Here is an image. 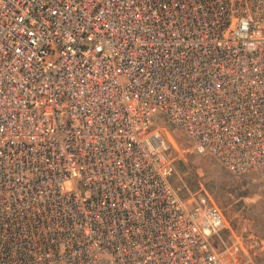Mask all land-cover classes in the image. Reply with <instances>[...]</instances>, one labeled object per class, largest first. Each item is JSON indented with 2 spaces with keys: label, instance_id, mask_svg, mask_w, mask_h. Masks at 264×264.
Segmentation results:
<instances>
[{
  "label": "built area",
  "instance_id": "2783aa9c",
  "mask_svg": "<svg viewBox=\"0 0 264 264\" xmlns=\"http://www.w3.org/2000/svg\"><path fill=\"white\" fill-rule=\"evenodd\" d=\"M180 136L264 170V0H0V264H226Z\"/></svg>",
  "mask_w": 264,
  "mask_h": 264
},
{
  "label": "rangeland",
  "instance_id": "374dc122",
  "mask_svg": "<svg viewBox=\"0 0 264 264\" xmlns=\"http://www.w3.org/2000/svg\"><path fill=\"white\" fill-rule=\"evenodd\" d=\"M179 140L173 183L183 196L206 188L226 215L231 229L215 240L225 263L264 264V170L232 173L211 157L183 149L190 145L185 136Z\"/></svg>",
  "mask_w": 264,
  "mask_h": 264
}]
</instances>
